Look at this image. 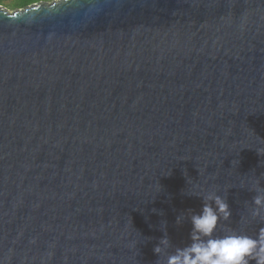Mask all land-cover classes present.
<instances>
[{
	"label": "water",
	"instance_id": "obj_1",
	"mask_svg": "<svg viewBox=\"0 0 264 264\" xmlns=\"http://www.w3.org/2000/svg\"><path fill=\"white\" fill-rule=\"evenodd\" d=\"M257 181L264 0L0 5V264H164L192 193L255 237Z\"/></svg>",
	"mask_w": 264,
	"mask_h": 264
},
{
	"label": "clouds",
	"instance_id": "obj_2",
	"mask_svg": "<svg viewBox=\"0 0 264 264\" xmlns=\"http://www.w3.org/2000/svg\"><path fill=\"white\" fill-rule=\"evenodd\" d=\"M256 195L253 197L255 207L253 217L264 215V188L259 182L252 188ZM203 198V207L199 213L191 215V243L176 247L174 253L165 256L164 264H264V229L252 237L238 232H228L215 236L218 223L228 220L232 215L226 196L215 192L204 195L192 193ZM182 216L177 217L181 223ZM166 236L155 247L154 251L161 255L162 248H168Z\"/></svg>",
	"mask_w": 264,
	"mask_h": 264
},
{
	"label": "trees",
	"instance_id": "obj_3",
	"mask_svg": "<svg viewBox=\"0 0 264 264\" xmlns=\"http://www.w3.org/2000/svg\"><path fill=\"white\" fill-rule=\"evenodd\" d=\"M40 1L50 2L53 0H10V3L7 4V8L12 10L21 9ZM4 3V0H0V5H3Z\"/></svg>",
	"mask_w": 264,
	"mask_h": 264
},
{
	"label": "rangeland",
	"instance_id": "obj_4",
	"mask_svg": "<svg viewBox=\"0 0 264 264\" xmlns=\"http://www.w3.org/2000/svg\"><path fill=\"white\" fill-rule=\"evenodd\" d=\"M4 2L5 3L2 6L7 7V4L10 3V0H4ZM10 10H12V9H10Z\"/></svg>",
	"mask_w": 264,
	"mask_h": 264
}]
</instances>
